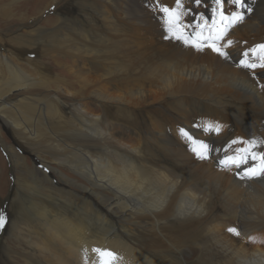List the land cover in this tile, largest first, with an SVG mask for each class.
Returning a JSON list of instances; mask_svg holds the SVG:
<instances>
[{
	"label": "bare ground",
	"instance_id": "bare-ground-1",
	"mask_svg": "<svg viewBox=\"0 0 264 264\" xmlns=\"http://www.w3.org/2000/svg\"><path fill=\"white\" fill-rule=\"evenodd\" d=\"M32 1L40 2L33 21L15 26L31 18L24 6ZM153 1L50 0L53 14L45 18L47 0L0 6V48L6 52L0 51V130L23 156L1 142V131L0 144L11 172L23 171L21 186L31 191L16 211L20 226L12 238L19 246H7L0 231V264H264V175H243L263 163L264 95L248 72L254 75L259 66L264 75V49L257 52L264 39L233 47L224 57L233 66L186 67L183 32L197 35L191 22L206 18L208 28L197 30L210 39L211 27L217 34V26H225L219 13L231 16L235 7L228 0L222 7L213 0L200 6L184 0L192 12L180 17L183 32L167 28L160 34L173 41L172 55L135 52L128 28L167 25L159 12H145V3L156 12L165 0ZM187 18L191 25H184ZM144 84L165 97L146 110L140 109ZM248 104L252 109L244 108ZM202 109L221 120V131L194 126L201 117L193 112ZM117 126L121 137L113 132ZM123 132L136 136L134 144L124 143ZM250 140L256 145L240 143L241 149L256 158L225 173L222 158L239 144L232 141ZM199 142L209 146L208 160L198 157ZM24 155L35 156L40 170L25 166ZM17 190L15 185L10 199Z\"/></svg>",
	"mask_w": 264,
	"mask_h": 264
},
{
	"label": "rangeland",
	"instance_id": "rangeland-1",
	"mask_svg": "<svg viewBox=\"0 0 264 264\" xmlns=\"http://www.w3.org/2000/svg\"><path fill=\"white\" fill-rule=\"evenodd\" d=\"M18 1H20V0H0V6L3 5L5 2L7 3V2H18ZM146 1H148V0H146ZM171 1H172L173 4H176V0H171ZM256 1H258V0H246L245 4H244L245 11H244V14H242V15H241V10H240L241 7H238V6L234 5V7H235L234 8L235 9L234 12L240 14L242 16V18L237 20V21H235V22H232L230 25H229V22L227 20L223 21V23H222L223 25H228L227 27H231V28H229V31L225 35H223L222 38H220L218 40L215 39L217 34L215 33L214 28H212V27L210 28L211 29L210 30L211 31V38L210 39L207 36H205V34L203 32L202 33L198 32L197 24L200 25L199 28H202V29H207L208 28L207 27L206 18L201 19L200 18L201 15H200L199 17L196 18V21L193 22V23L191 22L192 19H188L187 18V20L185 21L184 25H187V22H188V25L192 24L193 25L192 29H193V31H195L197 33V35H195L194 37L188 38L183 32V28H180L182 30V32H183L184 38L186 37L185 40L188 39L187 41H189L187 43V46L184 47L185 48L184 51L182 52V57H183L182 65H184L186 67H189V65L205 66L207 68L211 67L210 69H214L215 67H218V66L222 65L221 63H223L224 66H227V65H230V66L232 65L233 66L232 62L230 64V63L224 61L225 60L224 59L225 56H222V58L220 59L221 55H219L217 52H214L212 49L208 50V49L211 48V46L208 47V45H211V44L215 43V46L217 48L222 49V51L226 52L227 56H229L230 54L233 53L232 51L234 50V48H236L238 46H240L241 48L245 47V46H241L239 44L241 42H243L242 44L246 45L247 43L248 44H255V43L263 40L264 39V0H259L258 2H260V3L256 2ZM155 2L156 1L154 0L153 1V5H156ZM225 2H227V1H225ZM39 3L40 2L32 1V2H29V4H26L24 6L25 7V11H28L27 12L28 17H31L34 14V12H32V10L35 7H37ZM45 3L46 4L48 3L47 5L49 6V9L45 10V12L43 14L44 18L47 15L48 16L52 15L53 14V8H54V6H53L54 4H51L50 0H47V2H45ZM165 3H166V0L163 1L162 4L164 6L169 7L170 9L173 8V6L170 5L171 2L169 3L167 1V4H165ZM182 3H183V8L180 9V10L184 12L185 8H188V4L187 3L184 4V0H182ZM145 5H147V6H145L146 7L145 8V12L148 11V12H150L151 15L154 14V16H158L157 13L159 12L160 19L162 18V20L165 21V22L163 21L164 25L167 24L166 23V17L160 10L156 9V12H155L154 10H152V7L149 4L145 3ZM247 10L248 11L250 10V12L248 13ZM252 14H254V15H252ZM258 14H259V16H258ZM38 15L39 14H37V16ZM28 17H25V19L28 18ZM32 17L28 21L22 20L20 22L18 20L16 22L15 26L19 25V26L22 27L24 25H27V23L30 24L33 21ZM227 17H231V16L228 15ZM258 18H260V19H258ZM190 22H191V24H190ZM253 25L255 26V28H251ZM47 27H49V25ZM168 27H169L168 24L166 26H163V28L160 27V29H158L159 31L157 30L159 33L157 31H154V30H152V31L149 30V29L145 30L142 27L141 28L130 27L127 30V31H130V32H128L129 34L128 33H126V34H127V37L129 36V40H130L129 43L132 45L133 50L134 49L137 50V51L134 50L135 52H139V53H143V54L146 53L147 54L148 51L151 52L153 50L152 52H157L158 54L163 52L164 54H166V55L169 54L171 56L172 53H173V47H174L173 41L171 39H169V38H167V39H166V37L164 38V35L160 36V34L165 33V31H167L166 29ZM163 30H165V31H163ZM152 32L153 33L155 32V33L153 34ZM153 35H158L160 37L153 36ZM153 37H154V40H153ZM161 37H163V38H161ZM150 40H151V42H150ZM228 41H232V44L228 45L227 44ZM148 42H150V43H148ZM158 42H159V44H157ZM147 44H148V46H147ZM149 44H151V45H149ZM152 45H153V47H152ZM158 45H159V47H158ZM195 45H199V48L196 47ZM160 47H162V48H160ZM257 48H258L257 52L259 53L261 48L260 47H257ZM143 49H144V51H143ZM0 51H1V53H4V54L6 53L5 51H3L2 48H0ZM54 53H57V52L54 51ZM218 56H219V58H218ZM33 57H35V55H33ZM32 59H37V57L32 58ZM50 61L51 60H49L48 62L46 61V64H50ZM231 61H234V60H231ZM262 61H263V59H262ZM215 62H217V63H215ZM76 64L79 65L80 67L81 66L83 67L84 61H78L77 60ZM236 67H238L239 69L245 70L244 68H241L240 66H236ZM261 69L262 68H260L258 66L254 70H251L256 77L254 75H252L251 73H249V72H248V74L251 75L254 79L259 81L258 86L260 87V92L264 95V81L261 80V79H264V75L263 74H259V70H261ZM93 77H96V76H93ZM92 79L95 80L96 78H92ZM77 89H74V91L75 92H79ZM142 91H143V98H144L143 99V103L141 104V107H140V109H142V110H144V109L146 110L147 108L152 107V106H157L165 98V97H161V95L157 92V90L154 87L151 88L147 84L143 85ZM224 94L226 95V93H224ZM83 96H86V93H82L81 97H83ZM198 98H200L202 100L205 99V97L203 95L198 97ZM82 101H84V103L85 102H88V103L90 102L91 104L93 103V101L91 99L87 98V97H84V99ZM251 106H252V104H248V105H245L244 108L245 109H252ZM131 110H133V108H131ZM193 113H194L195 116L201 117V118H199L200 119L199 122L194 123L195 127L196 126L198 127L199 125H202L201 127L205 126L206 128L209 125L215 127L216 124H217V126L219 127L220 131L224 127L223 123L222 124L219 123V121L221 122V120L215 118L216 116H209L210 115L209 114L210 111L208 109H202L199 112V114L196 113V112H193ZM263 114H264V110H263ZM213 117H214V119H213ZM225 124L227 125V123H225ZM0 131H1V136H2L1 137V142L5 146L8 145L9 147H11L12 150L14 151V153H16V154L18 153L17 154L18 156H23V153H22L23 151L19 148V146L15 142H13L12 140H10L8 138L7 132H4L3 129H1ZM114 131H116L119 134V137H121L122 130H121V128L119 126H117V128L114 129L113 132ZM123 133H124V135H122V138L125 141L124 143L134 144V141H136V136H134L133 133H131L130 136H129V134H127L125 132H123ZM241 136H243V134ZM240 149H241L240 142L237 145V147L235 145H233L231 148H229L227 150V152H228V153H226L227 157H233V156L238 157V156H240L241 152L238 151ZM259 149L260 150L262 149V151H264V144ZM24 158H25V166L29 165V166L37 169V170L39 168V170H40V167L38 165L39 160L35 156L32 157L30 155H24ZM225 158L226 157L222 158V161H224ZM207 160H205L203 166L204 165H208V163H207L208 161ZM262 164H264V161H263ZM262 164H261V166H262ZM11 165H12V162L8 158V153L5 151L3 145L1 146V144H0V215H1L0 217H3V220L5 219L4 222H3V225H0V227H1L0 231H2L1 235L4 238L5 244L7 246H12L13 247V246H19V244L15 243L14 239L12 238L14 236L13 232L20 226V223L17 220L18 216H17L16 211H17L18 206H20V204L22 203V196L24 195V192L25 193H27V192L31 193V191L28 190V189H25L23 186H21L22 184L25 183L27 175H25L23 173V171L19 172V173L11 172V170H10V168H11L10 166ZM235 168H236L235 164L229 163V164H227V166L223 167V170L227 174H234ZM49 173H50V176H51L50 180L52 179L53 184H56L57 178H56L55 174L53 172H49ZM68 173L71 174V172H68ZM71 175H73V174H71ZM73 176H75V175H73ZM16 177H17L18 180H20V183H19V181H18L17 184L14 183V179ZM14 184L17 186L18 190L16 191L14 197H12L14 199L13 200L12 198L10 199L9 195L13 192V188L15 186ZM26 190H27V192H26ZM19 192H21V194ZM18 201L19 202L21 201V202L19 203ZM9 203H10L12 208H10V212H8V214H7L8 216H5L6 215L5 210L8 207ZM1 209H2V212H1ZM9 237H11V238H9ZM1 243H0V245H1ZM18 251H19L18 249H15V252H18Z\"/></svg>",
	"mask_w": 264,
	"mask_h": 264
},
{
	"label": "snow or ice",
	"instance_id": "snow-or-ice-1",
	"mask_svg": "<svg viewBox=\"0 0 264 264\" xmlns=\"http://www.w3.org/2000/svg\"><path fill=\"white\" fill-rule=\"evenodd\" d=\"M194 4L196 6H200L201 3H202V0H193ZM213 2L216 4V5H219L222 7V4L224 2V0H213ZM228 2L238 6V7H244V4H243V0H228ZM183 8V3H182V0H176V7L175 8H169L167 6H164V5H161L160 6V11L165 15L166 17V23L169 25L168 27V31L169 32H174V30H179L180 28L183 27V25L181 24V20H180V17L181 15L183 14H188V13H191L192 10L191 9H187L185 10L184 13H182L180 11V9ZM217 12V9L216 8H213V13H216ZM220 15V20L221 22L223 23V21L227 20L229 22V25L232 23V22H235L239 19L242 18V16L236 12H233L231 17H227L223 14V12H220L219 13ZM201 19H203V16L200 17ZM217 23V21L215 19H213L212 21V24L213 26H215ZM227 26L228 25H225L219 29H217V36L215 37V39H220L223 37V35H225L226 33V30H227ZM197 27L199 28L200 25L197 24ZM177 38H181L179 35H177ZM185 43H188L187 40H185ZM228 45H231L232 44V41H228L227 42ZM196 47L199 48V45H195ZM212 47V50L214 52H217L219 55L221 56H225L227 57V53L222 51L220 48H217L215 46V43H213L212 45H210ZM258 47L264 49V45H259ZM255 49H253L254 51ZM248 53L245 52L244 53V56L247 57ZM241 65L245 66V67H248V68H255L257 65L256 64H252V63H246L245 60H241ZM261 67H264V64L260 65ZM207 131H216L217 133L219 132V127L218 126H211L209 125L207 128H206ZM184 135L187 136V133H184ZM247 143L249 145V147H254L256 145V141L255 140H250V141H232V143ZM200 144V148L202 149V151H199L197 152V155L200 159H205L207 158V153L208 151L210 150L209 149V146L207 144H204L203 142H199ZM195 151V149H194ZM240 152H243L245 153L244 156H241L239 158L233 156V157H226L224 161H221V163H224L225 166H227V164L231 163V164H235V166L237 168L240 167L241 164H245L247 163V159L249 156H251L252 159H255L256 158V154L255 153H251L249 152V149L248 148H245V149H240L238 150ZM261 160L264 161V154H261L260 156ZM244 176H247L248 178H252V177H255V176H260V175H264V164H262V166L257 169L256 167H250V168H246L244 170V173H243ZM3 217H0V225L3 224ZM230 232H234L236 233L237 235H239V232H237V230L235 228H230L229 229ZM93 252H96L98 254H100L101 256L103 255H111V253H104L102 252L100 249H93ZM102 264H105V262L102 261Z\"/></svg>",
	"mask_w": 264,
	"mask_h": 264
}]
</instances>
